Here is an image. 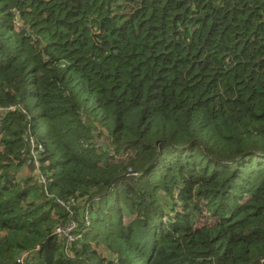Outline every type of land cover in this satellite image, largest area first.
Wrapping results in <instances>:
<instances>
[{"label":"trees","instance_id":"obj_1","mask_svg":"<svg viewBox=\"0 0 264 264\" xmlns=\"http://www.w3.org/2000/svg\"><path fill=\"white\" fill-rule=\"evenodd\" d=\"M0 109V264H264V0H0Z\"/></svg>","mask_w":264,"mask_h":264},{"label":"rangeland","instance_id":"obj_2","mask_svg":"<svg viewBox=\"0 0 264 264\" xmlns=\"http://www.w3.org/2000/svg\"><path fill=\"white\" fill-rule=\"evenodd\" d=\"M11 109V108H10ZM100 131L101 129L98 128ZM104 131V129H102ZM96 134L99 136L98 138H96V145L97 146H101L103 144H108L109 142V139L108 137L104 136L103 133H99V132H96ZM115 160H118V161H125L126 160V154H120L118 156L115 157ZM126 162V161H125ZM29 172V171H27ZM205 216H207V214H205ZM128 217H125V223L127 224L128 223Z\"/></svg>","mask_w":264,"mask_h":264},{"label":"built area","instance_id":"obj_3","mask_svg":"<svg viewBox=\"0 0 264 264\" xmlns=\"http://www.w3.org/2000/svg\"><path fill=\"white\" fill-rule=\"evenodd\" d=\"M11 111H15V109L14 108H11L10 109ZM3 113H5V109H0V114H3ZM41 183L42 184H44V181L43 180H41ZM72 230V228H68L67 230H65V231H62L61 229H56V234L57 235H63V236H65V237H67V239H68V241H73V240H78L79 239V235H75L74 237H72L71 235H70V231ZM18 263L19 264H23V261L21 260V259H19L18 260Z\"/></svg>","mask_w":264,"mask_h":264},{"label":"crops","instance_id":"obj_4","mask_svg":"<svg viewBox=\"0 0 264 264\" xmlns=\"http://www.w3.org/2000/svg\"><path fill=\"white\" fill-rule=\"evenodd\" d=\"M22 175H31V173L25 170Z\"/></svg>","mask_w":264,"mask_h":264}]
</instances>
